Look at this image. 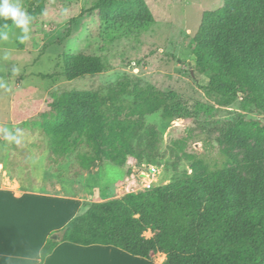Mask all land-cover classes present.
<instances>
[{
	"label": "rangeland",
	"instance_id": "rangeland-1",
	"mask_svg": "<svg viewBox=\"0 0 264 264\" xmlns=\"http://www.w3.org/2000/svg\"><path fill=\"white\" fill-rule=\"evenodd\" d=\"M97 1L47 0L44 15L31 22L29 40L20 43L19 29H12L9 39L0 41V83L6 85L0 87V129H9L19 140L0 132V185L11 181L23 189L80 195L90 204L166 185L186 172L245 173V151L222 143L223 132L242 119L264 123V115L241 98L210 92L212 73L199 71L191 48L203 14L224 0H145L154 18L146 26L101 22ZM20 2L27 10L28 1ZM80 52L100 56L106 71L69 80L64 56ZM120 82L131 90L138 85L169 96L179 108L170 119L163 109L145 118L142 134L154 129L157 137H145L141 145L135 139L124 164L105 157L84 170L77 155L88 152L85 147L55 156L42 123L54 118L60 95L97 92L107 98ZM133 103L131 95L118 96L107 103L105 115L111 120L117 107ZM99 142L104 151L115 153L114 142Z\"/></svg>",
	"mask_w": 264,
	"mask_h": 264
},
{
	"label": "trees",
	"instance_id": "trees-1",
	"mask_svg": "<svg viewBox=\"0 0 264 264\" xmlns=\"http://www.w3.org/2000/svg\"><path fill=\"white\" fill-rule=\"evenodd\" d=\"M27 1V12L36 22L44 15L47 0ZM94 9L106 24L146 26L154 21L145 0H98ZM191 48L199 71L212 73L210 92L241 98L246 107L264 115V0H224L220 8L206 11ZM105 71L100 56L85 52L64 56L69 80ZM124 95L133 96L134 103L117 107L109 120L105 106ZM178 108L169 96L138 85L131 90L120 82L107 98L97 92L60 95L54 118L45 119L42 127L55 156L87 148L77 160L90 170L105 157L124 164L135 139L141 145L145 137H157L154 129L142 134L145 118L163 109L164 118L170 119ZM99 139L114 142L115 153L104 151ZM221 142L245 151V173L186 172L166 185L85 204L52 235L64 232V242L110 245L146 259L164 253L165 264H264V123L242 119L228 125ZM52 235L41 252L46 258L60 243Z\"/></svg>",
	"mask_w": 264,
	"mask_h": 264
},
{
	"label": "crops",
	"instance_id": "crops-1",
	"mask_svg": "<svg viewBox=\"0 0 264 264\" xmlns=\"http://www.w3.org/2000/svg\"><path fill=\"white\" fill-rule=\"evenodd\" d=\"M109 199L112 198L100 202ZM88 201L80 195L23 189L11 181L0 185V264H36L50 236L66 227ZM149 234L152 235L150 231ZM62 240H55L60 243L43 264L166 262L164 253L146 259L110 245H80Z\"/></svg>",
	"mask_w": 264,
	"mask_h": 264
},
{
	"label": "clouds",
	"instance_id": "clouds-1",
	"mask_svg": "<svg viewBox=\"0 0 264 264\" xmlns=\"http://www.w3.org/2000/svg\"><path fill=\"white\" fill-rule=\"evenodd\" d=\"M11 23H8V22ZM32 17L27 10L22 6L20 0H0V41H6L9 39V32L12 29H19L18 40L20 43H24L30 38V25ZM0 87H6L3 83H0ZM19 132V129L16 130ZM4 137L9 140H19L12 131L7 128L0 129ZM46 257L41 256L37 259L36 264H43V260Z\"/></svg>",
	"mask_w": 264,
	"mask_h": 264
},
{
	"label": "water",
	"instance_id": "water-1",
	"mask_svg": "<svg viewBox=\"0 0 264 264\" xmlns=\"http://www.w3.org/2000/svg\"><path fill=\"white\" fill-rule=\"evenodd\" d=\"M64 238V232L60 233V234H55L52 236L53 240H59V239H63Z\"/></svg>",
	"mask_w": 264,
	"mask_h": 264
}]
</instances>
